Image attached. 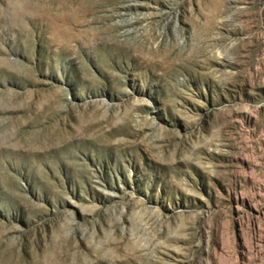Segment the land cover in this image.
I'll return each mask as SVG.
<instances>
[{
    "label": "rangeland",
    "instance_id": "374dc122",
    "mask_svg": "<svg viewBox=\"0 0 264 264\" xmlns=\"http://www.w3.org/2000/svg\"><path fill=\"white\" fill-rule=\"evenodd\" d=\"M0 264H264V0H0Z\"/></svg>",
    "mask_w": 264,
    "mask_h": 264
}]
</instances>
